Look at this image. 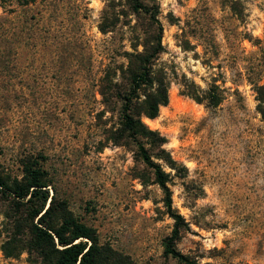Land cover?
Segmentation results:
<instances>
[{
    "label": "rangeland",
    "instance_id": "374dc122",
    "mask_svg": "<svg viewBox=\"0 0 264 264\" xmlns=\"http://www.w3.org/2000/svg\"><path fill=\"white\" fill-rule=\"evenodd\" d=\"M1 1L0 179L14 186L39 168L47 204L92 228L100 245L131 264H182L164 254L173 220L120 132L115 98L155 45L150 13L129 0ZM139 1L162 26L151 78L166 85L168 104L140 119L184 219L175 248L196 264H264V0ZM35 204L0 187V264H43L25 245Z\"/></svg>",
    "mask_w": 264,
    "mask_h": 264
},
{
    "label": "trees",
    "instance_id": "16d2710c",
    "mask_svg": "<svg viewBox=\"0 0 264 264\" xmlns=\"http://www.w3.org/2000/svg\"><path fill=\"white\" fill-rule=\"evenodd\" d=\"M2 0L1 2H5ZM15 5L21 9L29 7L36 3L37 0H14ZM44 1V0H41ZM131 8L135 12L150 13V19L157 26V36L155 45L151 46L146 54L138 56L135 68L129 71V88L121 94L116 91L115 98L121 102L119 110L120 116V132L131 139L136 147V154L139 159L152 170L156 184L164 193V205L166 212L173 220V229L169 238L164 245V254L182 264H196L188 256L180 253L175 248V243L179 239L180 232L184 227L183 217L172 206L171 191L167 186V180L160 166L155 163L145 148V141L150 140L153 132L149 130L142 122L140 117L144 116L150 120L158 116L159 108L167 106L168 91L165 84L158 83L153 88L152 62L161 51V33L162 26L156 18V10L147 9L139 0H129ZM1 5V4H0ZM4 12L8 14L15 13L16 10H7L1 6ZM6 18L0 16V28ZM17 34L10 41V44L18 42ZM11 49V48H10ZM147 88L148 93L141 98L140 92ZM208 98V106H217L221 98L219 94H215L214 89ZM101 95L105 97L102 92ZM109 96H112L111 94ZM259 104L264 103V96L258 97ZM107 101H105L106 103ZM260 106V105H259ZM151 141V140H150ZM164 143V139L161 138ZM26 181L24 183H15L14 186H7L0 179V187L2 191L15 198V201H26L31 203L33 200L37 204L31 209V224L27 227L29 239L25 245L29 250L35 251L43 264H131L128 260L120 257L108 247L100 245L96 232L86 225L75 220L66 208L54 206L53 199L49 204L47 201L49 195L44 188L46 184L42 181V175L39 168L26 167ZM59 211L62 216L56 221L54 218ZM34 219L36 222L34 223ZM4 253L9 257V252Z\"/></svg>",
    "mask_w": 264,
    "mask_h": 264
}]
</instances>
